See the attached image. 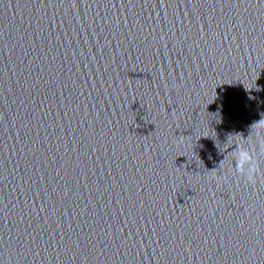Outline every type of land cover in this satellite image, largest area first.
Returning <instances> with one entry per match:
<instances>
[{
  "label": "clouds",
  "instance_id": "obj_1",
  "mask_svg": "<svg viewBox=\"0 0 264 264\" xmlns=\"http://www.w3.org/2000/svg\"><path fill=\"white\" fill-rule=\"evenodd\" d=\"M257 124L264 125V121H260ZM235 151L239 152V157L234 164L237 173L242 175L249 185L257 183L258 177L262 174L259 155L264 154V144H261L259 153H253L247 150L241 151L239 148ZM246 164L248 167L245 169ZM212 179L220 182L216 177Z\"/></svg>",
  "mask_w": 264,
  "mask_h": 264
}]
</instances>
